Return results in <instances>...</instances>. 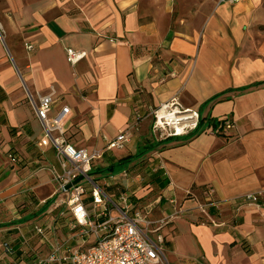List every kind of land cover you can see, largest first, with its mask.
Instances as JSON below:
<instances>
[{"label": "crops", "instance_id": "obj_1", "mask_svg": "<svg viewBox=\"0 0 264 264\" xmlns=\"http://www.w3.org/2000/svg\"><path fill=\"white\" fill-rule=\"evenodd\" d=\"M67 47L86 54L71 64ZM51 92L48 115L76 147L102 149L133 127L125 152L96 163L142 155L124 167L129 178L115 185L107 170L98 184L153 202V218L183 211L161 230L170 264H264V0H0V264L85 242L53 204L55 148L38 145L28 93ZM174 95L199 110V132L157 141L149 109ZM225 118L227 131L214 125ZM148 156L162 184L139 172ZM205 187L218 200L216 225L198 210ZM248 192H262L259 203H242Z\"/></svg>", "mask_w": 264, "mask_h": 264}, {"label": "built area", "instance_id": "obj_2", "mask_svg": "<svg viewBox=\"0 0 264 264\" xmlns=\"http://www.w3.org/2000/svg\"><path fill=\"white\" fill-rule=\"evenodd\" d=\"M235 3L241 0H221ZM28 49L32 48L26 43ZM85 51L73 47L66 48L67 60L76 64L85 56ZM53 92L38 96L36 100L28 93V100L32 105L37 118L42 124L43 135L38 141L41 147L53 146L61 165V172L53 167H48L57 182V191L53 204L59 208V215L64 216L70 211L73 220L72 228L79 227L80 234L85 236V242L92 234L96 239L90 245H79L69 248L63 254L61 247L57 246L46 256L37 259L36 264H52L55 262L67 264H169L165 255L164 235L161 232L168 221L173 219L178 212L160 218L151 217L153 202L136 205L131 199V194L125 189L117 195H111L104 187L98 184L92 175L93 166L98 163L106 152L124 149L132 136V126L120 129L102 149L76 147L66 137V129L59 116L50 117L48 112L53 101ZM62 112L68 113L69 107L64 106ZM152 116V129L157 141L168 138L188 136L200 126L201 114L199 110L185 106L174 95L149 109ZM141 119L140 115H136ZM223 131L234 127L231 120H221ZM215 132L213 129L211 132ZM158 156V154L156 153ZM12 160L16 158L11 155ZM129 169L124 168L119 173L109 174L110 181L118 177L122 180L129 178ZM82 177L78 182L74 181ZM90 194L88 203L85 198ZM262 192H248L241 198L242 203H259ZM175 202V199H171ZM218 200L214 197L213 190L207 191L206 200L198 203V210L211 224H218L210 209L217 207ZM53 223V222H50ZM39 234L45 233V228L36 226ZM5 251L12 253L13 249L7 243Z\"/></svg>", "mask_w": 264, "mask_h": 264}, {"label": "trees", "instance_id": "obj_3", "mask_svg": "<svg viewBox=\"0 0 264 264\" xmlns=\"http://www.w3.org/2000/svg\"><path fill=\"white\" fill-rule=\"evenodd\" d=\"M220 122L221 121H218V122H214V125L216 126L217 125V127H218V125H220ZM222 123V122H221ZM222 128V127H221ZM199 132V128L196 130V131H194L193 133L195 134H197ZM192 134V133H191ZM190 134V135H191ZM155 145H153V147H154ZM141 154H143V153H141ZM11 155H13L15 158H16V161L18 160V158H17V156L16 155H14V154H12L11 153ZM140 156H142V155H140V154H138V155H134V156H132V155H129V156H126V157H124V158H121V159H119V160H117L116 162H111L109 165H106V166H104V167H98L97 166V164H95L94 166H93V170H92V175H93V179L98 183L99 182V180L104 176V175H106L105 173L106 172H108L107 170H109V172H111V173H114V172H117V171H119V170H121L122 168H124V167H126V166H129V164L132 162V160L133 159H137V158H139ZM152 159V160H151ZM155 163V161H154V157H152V156H148V157H145V158H142V159H140V161L138 162V164H136L137 165V168H138V170H139V172L141 173V175L142 176H144V175H146V174H148L147 176H148V179H147V181H156V180H159L160 181V173H154V172H151V168H150V166L151 165H153ZM148 164H149V166H148ZM133 166L134 165H131L129 168H133ZM95 171H96V173H95ZM94 172V173H93ZM108 172V173H109ZM160 183L162 184L163 183V181H160ZM114 184L116 185V184H119V182H117V181H115L114 182ZM111 187H113V186H107V185H104V189H105V191L106 192H108L109 194H111V195H114L115 196V194H118V193H115L114 194V192H115V190H117V189H115L114 187L113 188H111ZM211 188L210 187H205L204 188V190H203V196H204V199L203 200H206V198H207V191L208 190H210ZM119 192V191H118ZM88 197L89 196H87V198H85V200H86V202H88L87 201V199H88ZM210 212L212 213V209H210ZM7 244L11 247V245L7 242ZM13 249V248H12ZM16 252V250L15 249H13V252L12 253H15ZM19 255V254H18ZM39 257H41V256H38V257H34L33 259H32V262H31V264H36V261H37V259L39 258Z\"/></svg>", "mask_w": 264, "mask_h": 264}, {"label": "rangeland", "instance_id": "obj_4", "mask_svg": "<svg viewBox=\"0 0 264 264\" xmlns=\"http://www.w3.org/2000/svg\"><path fill=\"white\" fill-rule=\"evenodd\" d=\"M117 151V150H116ZM123 152H125V150H119V151H117V153H123ZM57 191V188H56V190H55V192ZM95 239H96V236H95V234H92L90 237H89V239H88V242H94L95 241ZM164 252H165V255H166V257H168L167 256V252H166V249H164ZM168 259V258H167ZM169 261V260H168ZM170 264V263H169Z\"/></svg>", "mask_w": 264, "mask_h": 264}, {"label": "water", "instance_id": "obj_5", "mask_svg": "<svg viewBox=\"0 0 264 264\" xmlns=\"http://www.w3.org/2000/svg\"><path fill=\"white\" fill-rule=\"evenodd\" d=\"M82 177L77 178L74 183L78 182Z\"/></svg>", "mask_w": 264, "mask_h": 264}]
</instances>
